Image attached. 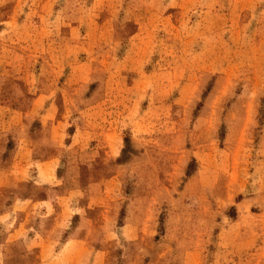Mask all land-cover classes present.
Listing matches in <instances>:
<instances>
[{"label": "rangeland", "instance_id": "rangeland-1", "mask_svg": "<svg viewBox=\"0 0 264 264\" xmlns=\"http://www.w3.org/2000/svg\"><path fill=\"white\" fill-rule=\"evenodd\" d=\"M45 199L0 264L27 221L86 264H264V0H0V216Z\"/></svg>", "mask_w": 264, "mask_h": 264}, {"label": "crops", "instance_id": "crops-1", "mask_svg": "<svg viewBox=\"0 0 264 264\" xmlns=\"http://www.w3.org/2000/svg\"><path fill=\"white\" fill-rule=\"evenodd\" d=\"M46 166L52 165H50V163L41 164L38 168L43 172V168ZM20 169L10 172L13 174V178H16V174L22 173ZM60 207L63 212H66L64 209L68 207V205L63 201L62 203L56 202L54 199L17 202L9 213L0 216V221L6 216L8 219H14L13 216L19 213L27 214L29 217L32 216L35 220L37 217L41 219L52 218L57 214ZM68 212H70V210ZM61 231L62 229H53L51 231L47 230L46 232H42L39 228L34 229L32 225L30 226L28 221L19 225L14 223L13 228L9 232L10 239L6 242H23L28 245L26 247L27 250H38L40 254L39 260L34 264H86L88 262V256H86L87 250L84 246H80L78 248L79 250H74L71 246L67 245V243L61 246L58 244L60 240L56 238V236L62 234Z\"/></svg>", "mask_w": 264, "mask_h": 264}]
</instances>
